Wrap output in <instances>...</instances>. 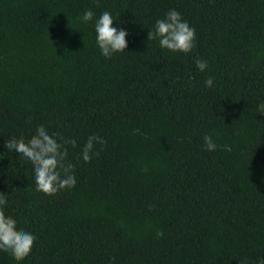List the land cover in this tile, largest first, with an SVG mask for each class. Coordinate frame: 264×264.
I'll return each mask as SVG.
<instances>
[{
  "label": "trees",
  "instance_id": "obj_1",
  "mask_svg": "<svg viewBox=\"0 0 264 264\" xmlns=\"http://www.w3.org/2000/svg\"><path fill=\"white\" fill-rule=\"evenodd\" d=\"M88 8L128 29L125 52L100 54L78 19ZM171 8L196 29L190 54L148 39ZM261 102L264 0H0V145L41 127L77 141L65 143L77 183L54 195L0 147L5 214L36 236L20 264H254L264 256ZM92 134L105 143L84 162Z\"/></svg>",
  "mask_w": 264,
  "mask_h": 264
},
{
  "label": "clouds",
  "instance_id": "obj_2",
  "mask_svg": "<svg viewBox=\"0 0 264 264\" xmlns=\"http://www.w3.org/2000/svg\"><path fill=\"white\" fill-rule=\"evenodd\" d=\"M85 25H91L95 33V43L100 54L110 59L117 53H123L128 47L126 37L129 31L126 27L114 26L113 22L118 18L108 10L97 15L91 8L85 9L78 17ZM118 23H122L119 22ZM154 31L148 32V39L158 41L162 49L172 53L190 54L196 43V29L182 17L175 8L169 9L162 18H158L153 26ZM197 69L204 71L207 61L196 59ZM206 87L213 86V79L209 77L204 81ZM257 111L264 114V102L257 105ZM65 143L73 147L77 141L61 142L56 133H49L46 128H39L35 138L30 142H22L14 137L4 140L3 147L8 153L14 154L23 165H30L34 170L36 190L48 195H54L60 190L74 188L77 179L74 172V164L67 160V148ZM105 143L104 138L97 134L89 135L81 147L80 159L84 162L91 160L94 145ZM203 147L209 151H215L217 144L212 135L203 136ZM227 145L225 149L227 150ZM3 153H0L2 155ZM11 159V158H9ZM6 194L0 192V255L9 256L16 264L24 261L32 252L36 236L27 230H19L18 222L5 214L9 206ZM247 264V261H245ZM254 264H264V256H257Z\"/></svg>",
  "mask_w": 264,
  "mask_h": 264
}]
</instances>
